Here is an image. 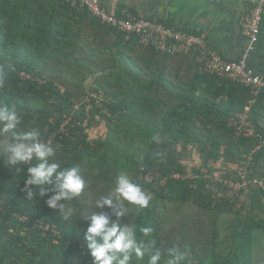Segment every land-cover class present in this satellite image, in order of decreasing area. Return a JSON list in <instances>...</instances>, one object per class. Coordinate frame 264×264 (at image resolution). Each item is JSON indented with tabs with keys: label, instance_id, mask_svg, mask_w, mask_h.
<instances>
[{
	"label": "trees",
	"instance_id": "obj_1",
	"mask_svg": "<svg viewBox=\"0 0 264 264\" xmlns=\"http://www.w3.org/2000/svg\"><path fill=\"white\" fill-rule=\"evenodd\" d=\"M0 110L18 117L0 132V264H100L88 239L94 215L133 230L140 254L110 252L113 264L125 256L124 264H151L157 253L156 264L176 256L177 264H257L264 181L252 179L264 150L229 122L247 114L264 138V92L204 72L195 51L143 46L67 0H0ZM13 132L35 133L57 172L75 168L79 193L50 204L55 174L30 184V168L42 161L33 154L12 163ZM241 176L248 190L240 196L214 182ZM121 178L147 206L119 192Z\"/></svg>",
	"mask_w": 264,
	"mask_h": 264
},
{
	"label": "built area",
	"instance_id": "obj_2",
	"mask_svg": "<svg viewBox=\"0 0 264 264\" xmlns=\"http://www.w3.org/2000/svg\"><path fill=\"white\" fill-rule=\"evenodd\" d=\"M72 7L79 10H87L102 25L108 26L119 33L135 37L138 42L146 47H152L164 54L175 55L178 53L196 52V61L204 72L227 78L249 89L251 94L258 96L264 92V77L258 75L247 62V54L239 60L224 59L209 43L205 34H194L168 26L162 21L143 18L140 15L129 14L120 18L109 12L103 5L102 0H67ZM264 17V4L259 2L251 7L241 18L240 25L243 36L252 45L257 44L262 30ZM92 98L103 100V96L92 92ZM229 127L235 129L237 137H256L259 145L256 151L264 150V138L257 128L249 122L247 114L236 115L230 118ZM142 177V175L140 176ZM146 181L153 177L145 175ZM179 179V176H175ZM188 178V177H187ZM245 176L236 182L234 180L216 179L214 182L227 187L229 196H240L242 190H248ZM259 186L264 190V182ZM3 203H0V216L3 212ZM28 219L23 218L25 222ZM49 228H45V232Z\"/></svg>",
	"mask_w": 264,
	"mask_h": 264
},
{
	"label": "crops",
	"instance_id": "obj_3",
	"mask_svg": "<svg viewBox=\"0 0 264 264\" xmlns=\"http://www.w3.org/2000/svg\"><path fill=\"white\" fill-rule=\"evenodd\" d=\"M259 2L264 4V0H102L109 12L121 18L136 14L177 29L205 34L224 59L239 60L247 54L249 67L264 77V20L260 39L254 45L243 36L240 25L242 16ZM253 180L264 181L263 162L254 171ZM251 201L248 195L243 200L245 206ZM258 217L264 219V205ZM262 252L257 251L256 245L254 259L264 258Z\"/></svg>",
	"mask_w": 264,
	"mask_h": 264
},
{
	"label": "clouds",
	"instance_id": "obj_4",
	"mask_svg": "<svg viewBox=\"0 0 264 264\" xmlns=\"http://www.w3.org/2000/svg\"><path fill=\"white\" fill-rule=\"evenodd\" d=\"M192 33V32H191ZM18 123V117L14 112H8L6 110H0V132H10L16 128ZM36 134L33 132L25 133L22 136L16 135L13 132L14 143L7 149L11 153L10 161L16 162H29L33 158V154L42 161L37 166L30 168L32 179L29 180L30 184L43 185L51 182V178L55 174L58 181L57 188L59 191L57 195L50 201V204L55 203L59 199L69 198V194H77L83 187V182L77 175L75 168L67 172H57L58 165L55 163L49 164L47 157L52 155V150L46 146L35 143ZM27 141H33L28 144ZM119 192L129 201L135 202L141 206H147V198L140 192V190L129 183L126 179L121 178L119 181ZM110 204V201H106ZM119 215V213L117 214ZM92 223L88 228L89 237L91 241L89 247L93 250L92 255L100 261V264H113L115 256L109 255L110 252H124L130 248H136V240L131 228H121L117 223H109V220L104 215H94ZM144 232H148L149 229H144ZM101 237L103 243H97L95 237ZM138 254L140 249L136 248ZM175 253V250H172ZM180 256H176V259L169 261V264H177V260ZM128 259L124 257V261ZM159 259V254L152 256L151 264H156ZM121 261L120 264H124Z\"/></svg>",
	"mask_w": 264,
	"mask_h": 264
},
{
	"label": "rangeland",
	"instance_id": "obj_5",
	"mask_svg": "<svg viewBox=\"0 0 264 264\" xmlns=\"http://www.w3.org/2000/svg\"><path fill=\"white\" fill-rule=\"evenodd\" d=\"M258 234V237L255 238L256 241H257V244H255L254 248L256 247L257 245V251H260V247H262L261 245L264 244V229H261L259 232L256 233V235ZM263 250L262 252V255L264 256V247L261 249V251ZM259 261V262H258ZM256 262L258 264H264V258L262 259H259L258 258L256 259Z\"/></svg>",
	"mask_w": 264,
	"mask_h": 264
}]
</instances>
